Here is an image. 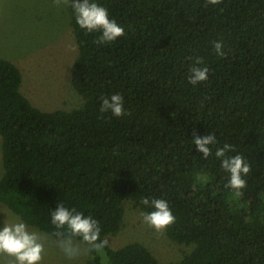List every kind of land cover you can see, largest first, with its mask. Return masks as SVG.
I'll return each mask as SVG.
<instances>
[{
    "label": "trees",
    "instance_id": "trees-1",
    "mask_svg": "<svg viewBox=\"0 0 264 264\" xmlns=\"http://www.w3.org/2000/svg\"><path fill=\"white\" fill-rule=\"evenodd\" d=\"M124 35L71 25L78 45L71 81L82 103L45 111L21 91L22 72L0 58V202L26 224L56 237L59 204L91 215L100 240L120 231L125 200L164 199L176 217L167 236L193 250L162 263L141 242L92 251L87 264H264V0H95ZM214 41L223 42L218 56ZM197 59L208 80L192 85ZM120 94L125 115L101 112ZM216 143L205 159L193 134ZM241 154L247 186L226 187L215 156ZM80 240V238H75Z\"/></svg>",
    "mask_w": 264,
    "mask_h": 264
},
{
    "label": "rangeland",
    "instance_id": "rangeland-1",
    "mask_svg": "<svg viewBox=\"0 0 264 264\" xmlns=\"http://www.w3.org/2000/svg\"><path fill=\"white\" fill-rule=\"evenodd\" d=\"M78 45L71 25L70 6H57L53 0H0V58L14 62L22 72L21 91L45 111L71 110L82 103L74 88L72 66ZM4 172L2 136L0 135V178ZM125 212L119 232L100 240L105 246L119 248L128 243L145 244L162 262L179 261L193 250V244L172 241L166 233H157L143 222L146 213L132 200L123 203ZM22 221L0 202V227ZM25 223V222H24ZM30 231L43 236L45 252L40 264H87L92 251L81 245V254L68 259L57 246L58 238L28 225ZM79 243V240H77ZM0 264H11V258L0 254Z\"/></svg>",
    "mask_w": 264,
    "mask_h": 264
},
{
    "label": "clouds",
    "instance_id": "clouds-1",
    "mask_svg": "<svg viewBox=\"0 0 264 264\" xmlns=\"http://www.w3.org/2000/svg\"><path fill=\"white\" fill-rule=\"evenodd\" d=\"M59 6L61 4L70 6L73 10L77 25L86 33L99 32L96 43H111L123 36L124 29L115 19L110 18L107 8L99 5L95 0H53ZM207 4L219 5L222 0H206ZM222 41H214L213 48L218 56L226 55L223 50ZM202 65V61L197 59L196 64L189 70L188 81L192 85H197L208 80L209 68ZM124 98L120 94H113L102 98L100 111H111L116 117L125 115L123 107ZM216 137L210 133L205 136L193 134V143L197 151L203 153L207 159L211 154L210 145L216 143ZM229 151H235L233 145L225 143L218 148L215 156L221 159L222 168L229 173V180L226 187L235 190L238 194L240 190L247 186L243 178L251 171L250 163L241 154L226 156ZM141 204L150 206L154 210L148 213H141L143 222L157 233H162L165 229L175 223L176 217L164 199L142 198ZM51 224L57 230V246L66 258L75 259L81 254V245H85V250L101 252L105 247L100 241V227L98 221L91 215L85 216L82 211H77L75 207L69 209L64 204H59L54 211L50 212ZM45 236L30 231L27 224L22 221L9 223L7 219L0 227V254L11 258V264H40L43 260L45 247L43 241ZM75 238H80L77 243Z\"/></svg>",
    "mask_w": 264,
    "mask_h": 264
}]
</instances>
